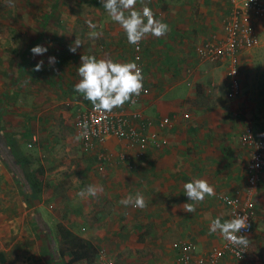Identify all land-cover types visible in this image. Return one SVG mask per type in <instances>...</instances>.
<instances>
[{
    "label": "crops",
    "instance_id": "obj_1",
    "mask_svg": "<svg viewBox=\"0 0 264 264\" xmlns=\"http://www.w3.org/2000/svg\"><path fill=\"white\" fill-rule=\"evenodd\" d=\"M144 6L153 10L157 20L168 24L169 31L159 38L148 35L141 40L143 84L150 89L149 94L144 95L139 103L130 104L128 101L123 107L113 110L128 113L141 135L146 137V134L157 133L159 142H149L144 156L137 157L138 146L126 148L124 141L112 136L102 150L108 149L116 154L128 152L131 158L103 162L98 160L99 148L87 152L78 140L77 151L80 152L81 160L75 162L70 158L69 162L59 163L60 169L64 167L67 170L65 176L68 177L59 180L65 182L75 176L76 172H69L70 167L77 168L79 174L83 173L78 179L88 184L80 194L84 207L79 214L81 219L71 212V215H64L59 221L89 239L98 253L101 248H106L108 258L117 264H197L195 261L198 257L206 255L225 241L218 231H209L211 221L215 218L219 217L222 222L232 219L222 200L223 194H233L236 189L246 190L248 185L247 165L251 159V149L241 144L242 130L237 131L241 116L237 117V106L228 96V61H212L197 51L207 41L221 40L225 36V23L232 3L229 0H178L175 4L173 0H159L151 4L137 0V10ZM121 31L119 27L117 33ZM32 35L35 37L27 49L22 48L23 44L19 45L21 57L29 60L30 69L33 70L31 82H16L18 89H28L29 83L27 97L33 104L32 117L37 124L31 134H39V137L49 135L51 139L52 134L67 135L74 132L77 137L74 126L76 114L92 105L83 94L74 90L81 77L71 69L59 72L61 70L58 67L62 68L64 56H59L58 52L52 53L46 46V60L42 59L45 61L42 70L36 71L39 57L31 49L36 45L42 46L43 42L39 33L34 35L32 32ZM24 38L29 39V36ZM24 38H20L22 43ZM108 51L93 56L135 62V45L129 44L126 37L112 41ZM52 55L56 60L54 64H49ZM16 64L20 66V62ZM220 68L227 77L224 87L223 82H216L214 78V69ZM26 93L25 90V97ZM19 99L23 101L20 96ZM135 112L141 113L142 117L132 116ZM65 117H71L70 128H57L59 131L56 132V123ZM164 117H169L171 122L161 125ZM246 117L249 119L248 114ZM144 123L148 125L145 127L142 125ZM254 132L264 138V134ZM237 136L239 143L236 141ZM65 143L61 144L62 147L69 150V145L65 146ZM58 145L46 141L32 150H25L21 145V151L17 144L19 152L14 148L15 153L21 158L22 166L27 168L24 169L26 176H31L30 166L34 160L41 161L45 165L42 170L45 169V173L50 175L54 157L48 152L57 150ZM199 178L206 179L213 186L215 195L205 196L201 202L190 201L183 185ZM89 186L102 190L92 196L87 192ZM138 192L147 202L145 208L120 203L123 198L135 197ZM89 198L95 200L96 207L91 202L88 204ZM254 202L256 220L251 245L255 251L251 248L246 261L227 256L218 264H264V171ZM185 203L194 204L195 212L183 211ZM40 239L38 244L44 247V239ZM182 242L190 243L194 250L189 254L184 253ZM53 247L41 251L42 255L33 257L31 263L57 264L60 260L53 252ZM13 252L12 246L6 247L0 241V263L4 261L3 255L6 253L9 255L6 264H19ZM104 262L98 254L93 263L82 260L76 264Z\"/></svg>",
    "mask_w": 264,
    "mask_h": 264
},
{
    "label": "rangeland",
    "instance_id": "obj_2",
    "mask_svg": "<svg viewBox=\"0 0 264 264\" xmlns=\"http://www.w3.org/2000/svg\"><path fill=\"white\" fill-rule=\"evenodd\" d=\"M142 1L155 4V1L159 0ZM173 1L175 4L178 2V0ZM55 2L57 7L54 6ZM89 21L96 25L95 29L89 27ZM254 24L260 40L256 46L243 51L239 66L242 92L231 101H234L235 107L237 106V117L241 116L237 131L240 132L249 126L263 135L264 19H254ZM119 27L120 25L112 20L104 8L102 0H0V131L5 132L13 141V148L17 152H19L17 144L21 151L22 148L32 150L46 141L59 144L56 151L48 152L54 157L52 163H48H51L50 175L45 173V169L42 170L45 165L41 161L34 160L33 164L31 163L33 160L30 161L32 171L31 176H27L30 182L28 186L20 182L18 175L9 168L7 161L0 155V241L6 247L12 246L13 257L20 261L19 264H32L33 257L37 258L42 255L41 251L43 252L47 247L51 250L52 246H55L51 239L55 238L56 225L61 217L69 216L73 212L78 219H81L79 214L84 202L80 194L88 185L78 179L83 173H77V168L72 169V167L69 168V172H76L75 176L65 182L59 180L63 178L66 180L67 177L65 176L67 170L64 167L60 169L59 163L69 162L70 158L75 162L81 160L80 152L77 151L78 140L74 132H69L67 135L52 134L51 139L49 135L39 137V134H31L32 129L37 128V124L35 125L36 121L32 117L33 104L27 97L29 83H27L28 89H18L16 82L23 84L31 82L33 70L30 69L29 60L21 57L19 45L23 44L22 48L27 49L35 37L32 32L34 35L39 33L40 36L42 35V46H46L52 53L58 52L59 56H64V61L60 58L63 64L62 68L58 67L61 70L59 72L64 73V69H71L77 74L81 63L80 56L83 53L88 56L109 53L108 48L112 41L126 37L123 30L117 33ZM92 31L101 32L102 35L93 39L89 36ZM25 36H29V39L24 38ZM20 38H24L23 43ZM76 38L82 42V45L73 53L69 51V47ZM38 57L39 61L46 60V53ZM16 62H20V66ZM214 72L216 82H223L222 87H224L227 77L223 69H214ZM25 90L26 97L23 95ZM19 96L23 101H20ZM71 122V117L58 120L54 130L58 132L59 128L66 126L70 128ZM34 137L37 139V144L30 147L29 141ZM236 141L239 143L238 136ZM236 141H234L235 146H237ZM64 142H66L65 146L69 145V150L62 147L61 144ZM18 159L20 161L21 158ZM19 165L24 169L21 162ZM24 167L26 170L25 165ZM93 201L95 200L91 198L87 200L88 204L91 202L96 207L97 204ZM41 237L44 239L43 244H45H42L44 247L38 244ZM252 251H255L254 247ZM58 260L60 261L56 262L57 264H67L69 257L65 255ZM113 264L117 263L113 262Z\"/></svg>",
    "mask_w": 264,
    "mask_h": 264
},
{
    "label": "built area",
    "instance_id": "obj_3",
    "mask_svg": "<svg viewBox=\"0 0 264 264\" xmlns=\"http://www.w3.org/2000/svg\"><path fill=\"white\" fill-rule=\"evenodd\" d=\"M232 3L229 18L225 23V36L221 40L207 41L202 46L197 48V51L202 53L205 58L212 61H228V78L229 90L228 96L235 98L242 92V83L239 76L240 54L246 49L256 46L259 43V34L256 30L254 19L264 18V0H229ZM141 41L139 45H135L134 61L143 71ZM144 74V73H143ZM144 82V81H143ZM144 91L139 96H133L130 104L139 103L144 95H148L150 89L143 84ZM134 101V102H133ZM132 116L142 117L141 113L135 112ZM187 116V115H186ZM132 117L124 111L112 110L110 113L98 112L90 105L77 112L75 117V131L77 136L80 135L81 147L87 152L97 151L99 161H125L131 158L128 152L120 151L112 153L102 150L106 141L114 136L125 143L126 148L138 146L136 152L137 157H143L144 151L149 142L158 143L159 136L152 132L146 137L141 135L139 129ZM84 121L88 123V135L85 138L81 133L84 131L80 124ZM169 117H164L161 125L170 123ZM147 126V123L142 124ZM241 144L251 149V159L247 165L248 182L246 190L236 189L233 194H223L222 200L229 209L231 218L236 216L245 217L246 228L242 229L237 235H244L249 239L247 248L230 244L227 240L218 247L210 250L206 255L196 259L197 264H218L219 261L227 256L240 261H246L249 257L252 245L251 235L255 228V213H254V196L261 182L262 173L264 171V138L255 134L252 127H246L242 130L240 137ZM37 144V139L34 137L29 141V146ZM181 249L184 253H190L194 247L187 242H182ZM100 259L106 264H113V261L108 258L106 248H101L99 251ZM4 261L0 264H6L9 260V255L4 253Z\"/></svg>",
    "mask_w": 264,
    "mask_h": 264
},
{
    "label": "clouds",
    "instance_id": "obj_4",
    "mask_svg": "<svg viewBox=\"0 0 264 264\" xmlns=\"http://www.w3.org/2000/svg\"><path fill=\"white\" fill-rule=\"evenodd\" d=\"M112 20L120 25L126 34L129 44L139 45L140 41L148 35L162 37L169 31L168 24L157 20L153 10L144 6L137 10V0H102ZM89 27L95 29L96 25L88 22ZM101 32L92 31L89 36L97 39ZM82 42L76 38L69 47V51L75 53ZM34 55H43L47 52L45 46L36 45L31 49ZM55 63V57H49V64ZM43 60L39 61L35 70H42ZM78 74L81 79L75 84L74 90L83 94L84 98L91 102L98 112L110 113L114 108L132 100L133 96H139L143 88L144 75L142 69L135 62H119L112 59H98L95 56L82 55L78 67ZM134 102V101H133ZM84 131L81 133L85 138L88 135V123L84 121L79 125ZM80 139V135L76 137ZM184 193L190 201L201 202L205 196H214L215 190L206 179H193L183 185ZM102 189L89 186L87 192L95 196ZM124 206L132 205L135 208L143 209L147 202L141 193L135 197L127 196L120 201ZM182 210L188 213L195 212L192 203H185ZM245 217L236 216L231 220L221 221L219 217L211 221L209 231L219 232L230 244L247 248L249 239L244 235H237L246 228Z\"/></svg>",
    "mask_w": 264,
    "mask_h": 264
},
{
    "label": "trees",
    "instance_id": "obj_5",
    "mask_svg": "<svg viewBox=\"0 0 264 264\" xmlns=\"http://www.w3.org/2000/svg\"><path fill=\"white\" fill-rule=\"evenodd\" d=\"M54 6L57 7L56 2ZM12 145L13 141L8 138L7 134L0 131V155L7 161L9 168L18 175L20 182L28 186L30 182L25 174V167L23 165L24 169H22L19 165L20 161ZM56 228L55 238L51 239V242L55 245L53 247L55 255L59 257L67 255L69 257L67 264H76L82 260H85L87 263L95 261L98 250L89 239L75 233L62 221L57 223Z\"/></svg>",
    "mask_w": 264,
    "mask_h": 264
}]
</instances>
